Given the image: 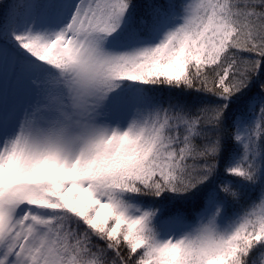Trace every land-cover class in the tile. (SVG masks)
I'll use <instances>...</instances> for the list:
<instances>
[{"label": "snow or ice", "instance_id": "obj_1", "mask_svg": "<svg viewBox=\"0 0 264 264\" xmlns=\"http://www.w3.org/2000/svg\"><path fill=\"white\" fill-rule=\"evenodd\" d=\"M0 264H264V0H0Z\"/></svg>", "mask_w": 264, "mask_h": 264}]
</instances>
